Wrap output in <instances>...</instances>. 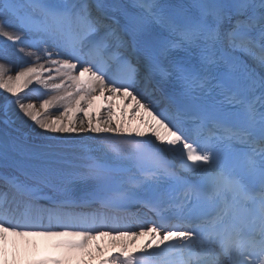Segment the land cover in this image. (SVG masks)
Listing matches in <instances>:
<instances>
[{
    "label": "snow or ice",
    "instance_id": "snow-or-ice-1",
    "mask_svg": "<svg viewBox=\"0 0 264 264\" xmlns=\"http://www.w3.org/2000/svg\"><path fill=\"white\" fill-rule=\"evenodd\" d=\"M0 169V264H264V0H0Z\"/></svg>",
    "mask_w": 264,
    "mask_h": 264
},
{
    "label": "bare ground",
    "instance_id": "bare-ground-1",
    "mask_svg": "<svg viewBox=\"0 0 264 264\" xmlns=\"http://www.w3.org/2000/svg\"><path fill=\"white\" fill-rule=\"evenodd\" d=\"M3 95H5V94H3ZM37 103V105H38V103L39 102H36ZM124 102L123 101H121V103L118 105L117 103H115V107H114V111L117 113V115H119V112H120V108H121V106H122V104H123ZM97 105H99L98 103H97ZM121 105V106H120ZM133 127H135L136 125H135V123H133V125H132ZM25 131L26 132H28L29 131V129L27 128V126H25ZM65 136H69V140H72V141H78V142H83V141H90V138L89 137H91L92 136V134L91 133H84V134H81V136L80 137H76L75 136V134H64ZM29 136H31L33 139H41L40 137H37V136H35L34 134H31V135H29ZM142 241H138V243H141Z\"/></svg>",
    "mask_w": 264,
    "mask_h": 264
},
{
    "label": "rangeland",
    "instance_id": "rangeland-1",
    "mask_svg": "<svg viewBox=\"0 0 264 264\" xmlns=\"http://www.w3.org/2000/svg\"><path fill=\"white\" fill-rule=\"evenodd\" d=\"M4 94L6 95V93H4ZM37 101H38V100H37ZM37 101H36V102H37Z\"/></svg>",
    "mask_w": 264,
    "mask_h": 264
}]
</instances>
